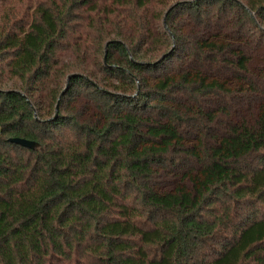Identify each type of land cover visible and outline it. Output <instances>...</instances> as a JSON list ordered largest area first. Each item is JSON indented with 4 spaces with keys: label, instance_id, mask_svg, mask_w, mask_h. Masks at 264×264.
<instances>
[{
    "label": "trees",
    "instance_id": "obj_1",
    "mask_svg": "<svg viewBox=\"0 0 264 264\" xmlns=\"http://www.w3.org/2000/svg\"><path fill=\"white\" fill-rule=\"evenodd\" d=\"M0 264H264V0H0Z\"/></svg>",
    "mask_w": 264,
    "mask_h": 264
},
{
    "label": "water",
    "instance_id": "obj_2",
    "mask_svg": "<svg viewBox=\"0 0 264 264\" xmlns=\"http://www.w3.org/2000/svg\"><path fill=\"white\" fill-rule=\"evenodd\" d=\"M10 142H15L18 143L20 145H22L23 147L26 148H34L37 145V142L34 140H27L21 137H12L9 139Z\"/></svg>",
    "mask_w": 264,
    "mask_h": 264
},
{
    "label": "rangeland",
    "instance_id": "obj_3",
    "mask_svg": "<svg viewBox=\"0 0 264 264\" xmlns=\"http://www.w3.org/2000/svg\"><path fill=\"white\" fill-rule=\"evenodd\" d=\"M66 59H69L70 56H68L67 54L63 55Z\"/></svg>",
    "mask_w": 264,
    "mask_h": 264
}]
</instances>
